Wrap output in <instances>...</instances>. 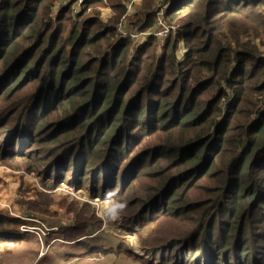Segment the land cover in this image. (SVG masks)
I'll return each mask as SVG.
<instances>
[{
	"label": "trees",
	"instance_id": "16d2710c",
	"mask_svg": "<svg viewBox=\"0 0 264 264\" xmlns=\"http://www.w3.org/2000/svg\"><path fill=\"white\" fill-rule=\"evenodd\" d=\"M50 1L0 0V72H10L11 75L5 81L6 88L11 92L13 88L25 90L31 95L36 92L37 97L40 95L38 90L46 87L42 104L52 107L54 104L48 100V93L53 88L56 90V80L59 82L57 93L59 86L65 83L68 99L62 105L68 104L69 109L80 112L81 119L94 114L98 120L95 132L89 134L88 130V134L79 139L77 157L82 160L85 157L87 162L100 160V166L109 164L112 169L120 161L128 159L133 151L134 139L142 133L158 132L159 128L176 133L182 142L178 146H163L160 150L164 161L172 163L177 160L175 174L191 170L195 174L207 175L212 169L204 168L205 165L208 163V167H211L217 154L229 145V141L233 143V137H237L234 147L237 146L231 152L233 157H237L232 165V184L225 188L231 206L225 208L227 218L223 223L227 225L221 232H233L234 226L242 222L248 228L256 213H259L257 222L264 225V211L259 209L264 204V110L253 112V108H261L264 104V0H164V6H167L164 21L177 26V31L169 33L166 40L176 35V39L186 47L185 54L183 61H178L165 51L157 63L145 70L140 65L141 57L155 53L150 40H145L138 48L119 42L115 46L116 51L109 56L102 52L99 58L86 59L90 55L88 49H92L98 41H104L106 32L95 33L89 40L85 38L86 32H79L66 53L65 47L57 46L59 34L65 26L56 28L51 34L35 33L38 49L43 44L47 47L38 66L30 67L25 60L27 54L23 58L22 55L18 56L22 46L16 44V39L25 33L22 27H26L28 32L36 31L38 19L46 18L42 10ZM87 1L85 5L93 0ZM105 1L112 3L114 0ZM63 14L56 21H61ZM176 47L173 44L171 52ZM173 75L178 77L179 86L177 82L173 87L166 86V77ZM202 90H205L204 94H201ZM126 95L131 100L124 107V101L128 99ZM198 98L205 102V108L195 107ZM142 99L146 103L143 115L140 114ZM222 100L224 107L216 108ZM253 100L257 101L253 104ZM15 103L17 109L22 104ZM247 105L252 110L244 118L254 115L253 118L245 126L232 127V118L234 120V116L239 115ZM6 115V111L0 114V130L8 126L12 114L9 117ZM125 116L131 119L126 120ZM76 123L67 121L73 128H76ZM12 127L11 124L9 128ZM137 127H140V131L135 130ZM5 144L0 147V153L6 151ZM144 151V148H139L143 164L151 158H143ZM65 152L72 153V150ZM88 166H92V163L89 162ZM139 173L145 176L143 170ZM224 174L222 170L221 175ZM179 181L169 177L164 183L167 182L171 190ZM173 194L176 195V191ZM152 199L148 197L145 201ZM20 203L32 217L47 225L55 223L50 219L53 202L37 198L33 203L24 200H20ZM174 209L181 210L182 207ZM13 221L12 216L0 212V238H7V234L16 235L14 231L5 229L6 224ZM72 228L66 230V226H59L55 236L67 242L85 237L78 236L80 230L75 231L76 234H68ZM244 238L243 234H239L240 245L232 249L233 261H229L230 257L220 259V249L211 243V237L205 239L203 244L207 243L209 249L205 250H211L213 255L210 264H250L252 253ZM257 241L261 245L264 243V233L257 234ZM167 246L163 244L156 251L155 258H160L158 264H178L172 258L165 257ZM200 249L201 245L195 251L200 252ZM189 251L187 246L182 255H189V259L185 257L180 264H209L203 255L194 257ZM89 252L82 256L112 254L140 264L130 251L90 247ZM259 258L253 254L252 264H264Z\"/></svg>",
	"mask_w": 264,
	"mask_h": 264
},
{
	"label": "rangeland",
	"instance_id": "374dc122",
	"mask_svg": "<svg viewBox=\"0 0 264 264\" xmlns=\"http://www.w3.org/2000/svg\"><path fill=\"white\" fill-rule=\"evenodd\" d=\"M86 1H83L80 12L75 15L71 11L74 0H51L42 10L46 18L38 19L39 27L34 29L35 32H28L26 27H22L25 33L23 32L16 39V44L22 46L18 56L22 55L23 58L27 54L25 60L29 62L30 67L38 66L42 52L47 46L43 44L38 49L35 33L51 34L56 28L65 26L59 34L57 46L65 47L66 53L79 32H86V40L95 33L106 32L105 42L100 40L92 49H88L90 55L86 59L99 58L102 52L109 56L116 51L115 46L119 42L138 48L145 40H150L151 47H155V53L141 57L140 65L143 70L157 63V59L165 51L169 56L172 55L178 61H183L186 47L183 42L176 39V35H172L168 40L157 37L163 24L175 26L177 29L175 24H168L163 16L158 15V12L167 7L164 6V0H137L132 5H129L131 0H114L112 3L93 0L85 5ZM148 10L150 11L147 13ZM62 12L64 14L61 21H56ZM41 20L45 21L40 23ZM173 44L177 47L171 52L170 48ZM10 78V72H0V114L4 111L8 117L12 114L8 126L0 130V147L6 143L4 150L7 151L0 153V172L11 174L10 176L13 177L9 179L11 184L13 181L19 182L17 191L22 196L32 190L24 189L23 179L25 183L31 181L38 198L53 202L54 205L50 207V212L55 214V217L53 215L50 217L54 220L52 222L58 226H66V230L73 227L68 234H76L74 232L80 230L78 236H85L74 242L66 241V247L58 243L53 245L38 264H51L54 260L52 255L56 250H63L64 253L77 257L90 253V247L99 250L104 248L109 251H130L140 264H158L160 258H155V254L163 244H168L165 248V257L172 258L178 264L182 263L185 257L186 260L189 259V255H182L187 246L190 255L194 257L203 255L210 264L212 252L205 250L208 249L207 243L203 244L208 237H211V243L216 244L220 249V259L230 257L229 261H233L232 249L240 245L239 234H243L244 239L248 241L252 256L255 254L264 261V243L261 245L257 241V234L264 233L263 223H258L256 220L259 213L253 216L248 228L242 222L241 225L234 226L233 232H221L227 225L223 223L227 218L225 208L231 206L225 188L232 184V165L237 157H233L234 154L231 152L235 151L237 145L234 147V144L237 137H233L231 141L233 143L228 139L229 145L224 146V150L217 154L211 167H208V163L205 165L204 168L212 169L207 175L195 174L191 170L175 174L177 160L172 163L164 161L160 150L163 146H178L182 142L176 133L159 128L158 132L149 133L150 135L142 133L134 139L132 153L128 159L115 165L114 169L109 164L100 166V160L87 162L85 157L82 160L76 155L80 146L79 139L87 135L88 130L89 134H93L98 126V120L94 114L87 116L85 120L81 119L80 112L69 109L68 104L62 105L68 99L65 83L59 86L57 93L59 82L56 80V90L53 88L48 93L50 96L48 100L52 105L54 104L51 107L42 104V95L45 94L46 87L38 90L40 95L37 97L36 92L31 95L25 90L15 88L11 92L6 88L5 83ZM177 80L178 77L175 75L166 77L165 84L173 87ZM204 91L202 90L201 94H204ZM130 98L126 95L124 107L127 101L131 100ZM256 101L253 100V104ZM15 102L22 103L18 109L14 107ZM204 103L198 98L195 107L205 108ZM140 104L142 107L140 114L143 115L146 103L142 99ZM223 104L222 100L216 108L222 109ZM261 106V108L260 106L253 108V112L264 110V104ZM251 110L250 105L245 106L239 115L234 116V120L232 118L230 125L232 127L247 125L254 115L249 116L248 119L244 117ZM125 118L131 119L130 116ZM67 121H77L74 124L76 128H73L72 124L68 125ZM11 124L14 126L12 129L9 128ZM135 130L140 131V127ZM139 148L145 149L143 158L151 156L144 164L142 163L144 160L140 159L139 154L142 152H139ZM67 150H72V153L65 152ZM89 162L92 166H88ZM254 162L255 159L252 163ZM141 170L145 172V176L139 173ZM222 170L225 171L224 175H221ZM169 177L180 180L171 190L167 182L164 183ZM2 180L0 175V181ZM33 180L37 181V187ZM174 191L176 195L173 194ZM110 192L115 193L111 198L108 197ZM148 197L153 199L147 202L145 200ZM113 202H123L126 205L116 218L110 217L107 212ZM178 206L182 209L175 210L174 208ZM259 207L264 211V204ZM3 210H6L10 216L15 214L9 207ZM171 212L172 214H169ZM6 237L9 240L16 238L18 240L20 236L7 234ZM198 238H202V241ZM199 245H201L200 252L195 251ZM208 246L211 248L210 244ZM163 252L162 250V254ZM96 255L102 254L96 253ZM252 256L250 264H252ZM88 260L84 262L88 264Z\"/></svg>",
	"mask_w": 264,
	"mask_h": 264
},
{
	"label": "crops",
	"instance_id": "0c3cea01",
	"mask_svg": "<svg viewBox=\"0 0 264 264\" xmlns=\"http://www.w3.org/2000/svg\"><path fill=\"white\" fill-rule=\"evenodd\" d=\"M0 175L3 179L0 181V212L7 214L6 210L3 209L9 207L10 210L15 213V216H13V220L15 221L6 224L5 229L10 232L14 231L16 236H20L18 240H16L17 238L15 240H9L8 237L5 239L0 238V264H38V262L46 256L50 247L53 245L58 243L59 245L66 247V241L55 236L59 231V226L56 223L50 224L51 226L46 224L48 227H57L58 231L47 233L43 237L42 244L34 234L21 233L19 231V226L23 224L20 218L40 220L32 217L30 212H25V207L20 203V200H24V202L27 203L35 202L38 198L37 191L32 188L31 181L25 183V180L23 179L24 189L32 190L29 191L30 193L25 192L23 196L19 195L17 191V189L19 190V182L13 181L11 184L9 179L11 180L13 177L6 172H3L2 174L0 172ZM51 221H54L53 218ZM52 257H54V260L51 264H87L84 261H87L88 259V264L93 261L94 263L90 264H137L126 260L121 256H114L112 254L107 256L96 255L92 257H76L64 253L63 250H56Z\"/></svg>",
	"mask_w": 264,
	"mask_h": 264
},
{
	"label": "built area",
	"instance_id": "2783aa9c",
	"mask_svg": "<svg viewBox=\"0 0 264 264\" xmlns=\"http://www.w3.org/2000/svg\"><path fill=\"white\" fill-rule=\"evenodd\" d=\"M74 4L72 6V12L77 15L80 12V5L83 3L84 0H74ZM137 0H131L129 5H132L133 3H136ZM166 7H164L160 12H158L160 16H163L164 11H165ZM161 22V20L159 21ZM161 30L160 32L157 34V37L162 38V39H166L169 33L174 34L177 29L175 26L172 25H161ZM34 182L36 183V187L38 186L37 181L34 180ZM8 215H10L9 213H7ZM15 216V215H14ZM13 217V216H12ZM21 221L23 222L22 225L19 226V231L21 233H30V234H34L39 242L42 244L43 243V237L49 233V232H56L58 231L57 227H48L45 223H43L42 221H38V220H33V219H25V218H20Z\"/></svg>",
	"mask_w": 264,
	"mask_h": 264
},
{
	"label": "clouds",
	"instance_id": "9594fccd",
	"mask_svg": "<svg viewBox=\"0 0 264 264\" xmlns=\"http://www.w3.org/2000/svg\"><path fill=\"white\" fill-rule=\"evenodd\" d=\"M115 193L114 192H110L108 193V197L111 198L112 196H114ZM125 203L123 202H113L111 203V206L108 208L107 212L108 215L112 218H116L118 213L123 211V209L125 208Z\"/></svg>",
	"mask_w": 264,
	"mask_h": 264
}]
</instances>
